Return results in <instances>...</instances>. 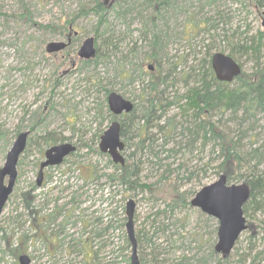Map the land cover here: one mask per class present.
<instances>
[{"label": "rangeland", "instance_id": "rangeland-1", "mask_svg": "<svg viewBox=\"0 0 264 264\" xmlns=\"http://www.w3.org/2000/svg\"><path fill=\"white\" fill-rule=\"evenodd\" d=\"M96 2L106 10L101 18L94 15ZM160 2L151 1L149 6L145 0H119L108 7L102 0H0V169L16 136L30 131L17 164L13 192L0 216V264H18V257L25 254L33 264H130L124 227V206L129 199L135 204L133 224L139 264L221 261L213 252L216 221L189 206L197 192L221 175L215 142L203 145L199 140L191 153L169 155L176 163L170 168L174 189H164L158 181L165 168L159 170L153 165L168 155L161 154V142L154 144L153 150H145L158 153V158H142L136 150L135 128L125 123L123 141L128 142V148L123 157L137 173L141 170L139 184L150 187V191L136 188L126 192L116 182L109 184L108 178L115 174L113 165L98 153L99 138L114 119L108 112L104 91L131 101L137 108L134 115L141 114L147 100L142 91L150 81L146 61L154 29L165 40L152 65L161 77L167 76L170 87L155 96L161 105L175 102L197 87L198 78L207 71L215 54L230 56L246 75L257 65L264 68V37L257 40L264 34L259 19L264 11L256 9L251 0H171L174 3L156 15L154 10ZM68 26L77 34L75 37L65 32ZM90 37L96 57L85 65L76 53L83 40ZM66 38L72 39L66 51L45 53L47 44L66 43ZM256 45L259 53L255 56L238 51V47L253 49ZM179 111L177 106L166 107L164 118H174L175 124L183 121ZM241 115L215 113L212 122L218 135L238 140L239 153L246 156L253 149H264V114L255 117L252 130H248V121L240 122ZM149 132L160 138L157 129ZM183 135L185 132L177 129L174 142L184 146L187 141ZM61 144L72 145L75 153L60 166L47 169L44 186L36 189L37 168L44 151ZM167 149L171 148L164 151ZM130 154L132 160L127 159ZM259 171H264V164ZM188 173H194L190 180ZM239 173L238 180L227 183H245L248 168L241 167ZM180 197L183 204H165L170 199L178 203ZM42 204L44 215L49 210L58 212L55 223L60 239L49 257L37 238ZM166 205L174 208L170 211ZM29 214L36 223L34 219L30 222ZM244 218L247 231L226 261L236 264L260 253L259 264H264V205Z\"/></svg>", "mask_w": 264, "mask_h": 264}, {"label": "trees", "instance_id": "trees-1", "mask_svg": "<svg viewBox=\"0 0 264 264\" xmlns=\"http://www.w3.org/2000/svg\"><path fill=\"white\" fill-rule=\"evenodd\" d=\"M151 1L154 0H145L146 4L149 6ZM160 1L158 10H154L156 15L163 13L166 8L174 3H170L171 0ZM251 3L254 7L260 8L264 5V0H251ZM93 10H96L94 11V15L99 16V18H101L102 13L106 12L105 7H103L101 3L97 2L95 3ZM158 19L159 17H157L156 20ZM68 28L65 32L68 31ZM39 29L47 30L49 27H39ZM154 31L155 32H152V35L150 36V38H152L151 41H149L150 54L147 57L148 60L146 61L147 66L151 65L154 71L150 72V81L146 89L142 91V93L147 97L146 107L144 106L141 108V114L136 117L134 114L137 111V108L134 105L132 113L122 117L121 123H119L120 137L122 139L125 138V123L134 127L135 129L132 128V132L138 138L136 150H140L142 153L141 157L146 160H148V158H158V153L145 150H153L154 147L152 146H155L154 144L158 141L161 142L158 146L161 149V154L163 152L168 155L160 159L158 158L153 165L159 166V170L165 168L162 172V176L160 177L162 179L158 181V184L161 183L164 189L169 190L174 189L172 188L174 183L170 179L173 176V171L170 168L172 166H176V163L175 161H171L168 156L173 155L175 157L178 154H183V152L185 155V151L187 153H191L190 149L195 147V144H197L199 140H201L203 145L207 141L215 142L216 147L218 148L219 158L221 159L218 166V173L224 175L227 178V182L232 181V179L238 180L241 177L239 171L243 166L248 168V172H250L247 177V181L245 182L250 190V195L248 202L243 207V214L246 216L249 211L256 212L260 210L264 205V171H259L260 166L264 164L263 147L261 150L259 148L253 149L246 156H243V154L239 153L238 140H233L227 135H218L215 123L212 122V117L215 113L221 116L226 114L238 116V114L241 113L242 117L238 119L242 123L248 121V130H252L255 125V117L257 115L264 114V68L257 65L253 72L249 75H246L241 71V74L234 80L233 83H230V85L216 82L210 66H208L207 71L203 72V74L198 78L197 87L189 89L183 97H180L179 100L181 101L176 99L175 102L161 105V102L156 99L155 96L162 93L161 90L170 87L166 84L167 76L161 77V72L157 71L154 65H152V63L156 61L155 58L157 56V50H159V47H161L165 40V37L161 33H159L156 29H154ZM260 37H262L261 34L257 39L259 42L261 40ZM252 43L251 45H253ZM258 46L259 45H256L253 49H251L252 46L238 47V51H242V53L249 52L251 56H255L259 53V49H257L259 48ZM88 63L90 62H86L84 64L86 65ZM157 69L159 70V68ZM120 74L124 75V73ZM131 82L132 81H129L128 84H131ZM105 94L107 96L108 91H104V95ZM182 102L183 104H181ZM171 106H177L179 108L183 121L181 120L175 124L173 121L174 118H164L163 114L165 113L166 107ZM186 119L189 120V122H187ZM155 129H157V133L160 137L158 140L149 132L150 130ZM177 129H181L185 132V135L182 136L186 138L187 141L184 146H182L180 142H174L177 138V136H175V131ZM125 143L127 149L128 142L125 141ZM146 144L151 145V147H147ZM170 144L171 146H169ZM169 147L171 149L164 151V148ZM141 157H139V162L140 165H143L144 162H141ZM132 158V154L127 156L128 160H132ZM177 167L176 171L179 170ZM113 171H115V174L108 178L109 184L116 182L126 192L131 190L134 191L136 188L139 190L144 189L150 191L149 186L139 184L138 174H141V170L137 173L133 166H128L125 162V166L123 168L114 166ZM193 175L194 173H188L189 179L187 180H190V177ZM169 183H171V185H169ZM32 203L33 199H31L30 204ZM168 203H173L178 206L179 204H183L184 200L180 197L178 198V203H176L175 199H170L165 202V204ZM166 207L170 211L174 208L172 205H166ZM27 209L29 208L27 207ZM27 217L31 219L30 222H33V219H35V217H32L30 214ZM259 255L260 253L253 257L249 256L248 259H241L236 264H244L247 260H249V264H259V262H261ZM226 260L227 259L221 260L222 262L220 261L218 264H228Z\"/></svg>", "mask_w": 264, "mask_h": 264}, {"label": "water", "instance_id": "water-1", "mask_svg": "<svg viewBox=\"0 0 264 264\" xmlns=\"http://www.w3.org/2000/svg\"><path fill=\"white\" fill-rule=\"evenodd\" d=\"M118 0H103L111 6ZM68 44L61 42H52L45 46V53L48 55L57 54L66 49ZM77 58L82 61H90L95 58L96 50L92 38L85 39L77 51ZM210 68L214 78L219 83H231L239 76V66L225 55L215 54L210 60ZM148 71H152L149 66ZM106 105L109 113L115 118L125 114H130L133 105L124 100L115 93H110L106 98ZM119 124L112 122L107 130L99 138L98 152L107 155L113 165L124 166V158L121 153L124 150V144L120 139ZM29 132L20 133L16 136L10 150L6 154L5 163L0 169V216L7 202V199L13 192L17 173L16 167L20 156L23 154ZM75 152V147L69 144H61L50 147L44 152V161L38 166L35 185L41 186L43 180V171L47 168L60 166L65 158ZM7 179L6 184L4 183ZM249 188L246 184L227 185L226 177L221 175L218 180L202 188L189 205L193 209H198L201 213L215 219L218 222L217 242L214 246V252L219 254L222 259L227 258L239 236L246 231L247 226L242 216V207L249 199ZM135 204L132 200L125 203L124 213L126 217L125 231L128 243L130 245V264H139L137 257V243L133 230V216ZM19 264H29L27 256L18 258Z\"/></svg>", "mask_w": 264, "mask_h": 264}, {"label": "flooded vegetation", "instance_id": "flooded-vegetation-1", "mask_svg": "<svg viewBox=\"0 0 264 264\" xmlns=\"http://www.w3.org/2000/svg\"><path fill=\"white\" fill-rule=\"evenodd\" d=\"M255 8L258 10L261 9L264 11V5H262L260 8H257V7H255ZM259 19H260L261 30H262V32H264V12L262 14L260 13ZM262 36L264 37V34H262ZM69 40H70L69 38H66V41H69ZM233 82L234 81H232L231 83H233ZM123 116L124 115H122L121 118ZM122 141H123V139H122ZM123 143L125 145V150H126L125 141H123ZM45 171L46 170L43 171V181H42L41 187H43L45 182H46ZM40 210H41V212H40L41 219H40V222H37L38 223L37 224V226H38L37 238L39 239V241L44 243V245H45L44 246L45 247L44 253H45L46 257H49L50 255H52V256L54 255L55 244L60 239L59 225L56 226V223H55V220L58 217V212L56 210H51V211L49 210L44 215V213H43L44 212V204L41 205ZM243 216H245V215H243ZM34 222L36 223V218H35ZM27 256L29 258L30 264H33V260L31 259V257H29V255H27Z\"/></svg>", "mask_w": 264, "mask_h": 264}, {"label": "bare ground", "instance_id": "bare-ground-1", "mask_svg": "<svg viewBox=\"0 0 264 264\" xmlns=\"http://www.w3.org/2000/svg\"><path fill=\"white\" fill-rule=\"evenodd\" d=\"M218 166H219V164H218ZM218 166H217V170H218ZM229 258V257H228ZM228 258H226V259H228ZM225 260V259H224Z\"/></svg>", "mask_w": 264, "mask_h": 264}]
</instances>
